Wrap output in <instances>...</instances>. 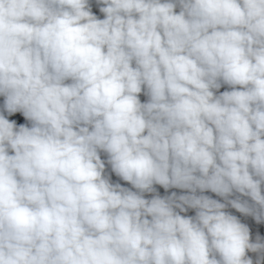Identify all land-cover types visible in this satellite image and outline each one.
Wrapping results in <instances>:
<instances>
[{"label":"clouds","instance_id":"clouds-1","mask_svg":"<svg viewBox=\"0 0 264 264\" xmlns=\"http://www.w3.org/2000/svg\"><path fill=\"white\" fill-rule=\"evenodd\" d=\"M0 264H264V0H0Z\"/></svg>","mask_w":264,"mask_h":264},{"label":"trees","instance_id":"trees-1","mask_svg":"<svg viewBox=\"0 0 264 264\" xmlns=\"http://www.w3.org/2000/svg\"><path fill=\"white\" fill-rule=\"evenodd\" d=\"M162 191V190H161Z\"/></svg>","mask_w":264,"mask_h":264}]
</instances>
